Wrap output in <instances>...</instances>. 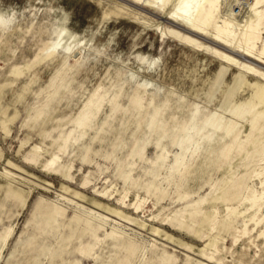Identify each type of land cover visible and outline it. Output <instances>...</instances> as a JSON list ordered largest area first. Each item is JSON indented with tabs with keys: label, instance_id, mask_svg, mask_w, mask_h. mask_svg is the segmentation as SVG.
Returning a JSON list of instances; mask_svg holds the SVG:
<instances>
[{
	"label": "rangeland",
	"instance_id": "1",
	"mask_svg": "<svg viewBox=\"0 0 264 264\" xmlns=\"http://www.w3.org/2000/svg\"><path fill=\"white\" fill-rule=\"evenodd\" d=\"M168 1L0 0V264H264V18Z\"/></svg>",
	"mask_w": 264,
	"mask_h": 264
},
{
	"label": "bare ground",
	"instance_id": "2",
	"mask_svg": "<svg viewBox=\"0 0 264 264\" xmlns=\"http://www.w3.org/2000/svg\"><path fill=\"white\" fill-rule=\"evenodd\" d=\"M161 1H162L163 6L169 3L168 0H161ZM263 1L264 0H251L249 4H245L243 6V3L240 2L239 0H225L224 8L219 16L218 22L215 25V33L212 39L216 41L217 43H219V45L221 44L222 46L230 49L232 53H234L240 58H243V59L251 58L250 54L252 50L254 49V47L256 46L257 41L260 39V35H261L260 25L262 24V20L264 18V8L259 10L258 6ZM185 3L186 2L184 1V4ZM221 3H222V0H198L197 5L195 7L196 14L194 18L190 20V22L186 19V11L188 10L187 9L188 7L186 5L180 7L181 11L178 13V17L179 18L184 17V19L182 20H184L186 27H188L192 32L200 33V35L201 34L205 35L204 29L202 27L207 22H209L210 17L216 12V10L219 9ZM233 4H237L236 6H238V11L235 12L233 10L234 8V7L232 8ZM242 6L243 8H241ZM243 13L245 14L250 13L251 16L250 18H247L246 23L242 25V31H235L234 27L236 25H239L237 23V19ZM255 17L257 18L256 21L253 20ZM91 33H93V31H91ZM261 42H262V46L260 47L261 48L260 53L264 54V39H262ZM223 58L225 62L231 65H234L238 67L239 69H245V70L252 69V66L246 64L243 61L237 60L231 55L223 54ZM56 159H57L56 155L50 157L47 164L48 165L52 164V162ZM247 200L254 201L255 198L254 197L248 198ZM122 202L124 201L122 200ZM134 207L136 210H138V208L140 207V203H137V202L134 203Z\"/></svg>",
	"mask_w": 264,
	"mask_h": 264
},
{
	"label": "clouds",
	"instance_id": "3",
	"mask_svg": "<svg viewBox=\"0 0 264 264\" xmlns=\"http://www.w3.org/2000/svg\"><path fill=\"white\" fill-rule=\"evenodd\" d=\"M16 23V16L15 14L11 15H4L0 13V33H7L8 31H11L13 25ZM58 45H53L49 51L51 53H57L59 51H62Z\"/></svg>",
	"mask_w": 264,
	"mask_h": 264
}]
</instances>
